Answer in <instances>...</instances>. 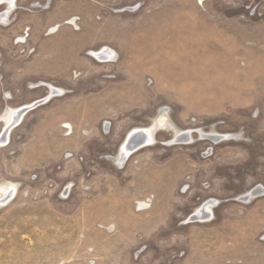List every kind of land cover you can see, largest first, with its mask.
Returning <instances> with one entry per match:
<instances>
[{
  "label": "rangeland",
  "instance_id": "rangeland-1",
  "mask_svg": "<svg viewBox=\"0 0 264 264\" xmlns=\"http://www.w3.org/2000/svg\"><path fill=\"white\" fill-rule=\"evenodd\" d=\"M0 264H264V0H0Z\"/></svg>",
  "mask_w": 264,
  "mask_h": 264
},
{
  "label": "bare ground",
  "instance_id": "bare-ground-1",
  "mask_svg": "<svg viewBox=\"0 0 264 264\" xmlns=\"http://www.w3.org/2000/svg\"><path fill=\"white\" fill-rule=\"evenodd\" d=\"M149 131V133L151 132L150 130H148Z\"/></svg>",
  "mask_w": 264,
  "mask_h": 264
}]
</instances>
